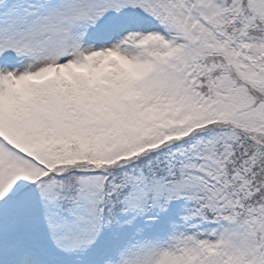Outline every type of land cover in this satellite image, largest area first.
<instances>
[{"label": "snow or ice", "instance_id": "obj_1", "mask_svg": "<svg viewBox=\"0 0 264 264\" xmlns=\"http://www.w3.org/2000/svg\"><path fill=\"white\" fill-rule=\"evenodd\" d=\"M0 264H264V0H0Z\"/></svg>", "mask_w": 264, "mask_h": 264}]
</instances>
